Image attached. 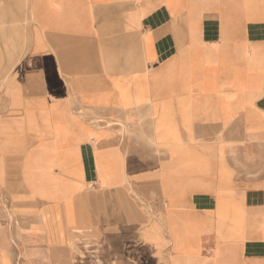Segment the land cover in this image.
Returning <instances> with one entry per match:
<instances>
[{
  "label": "crops",
  "instance_id": "0c3cea01",
  "mask_svg": "<svg viewBox=\"0 0 264 264\" xmlns=\"http://www.w3.org/2000/svg\"><path fill=\"white\" fill-rule=\"evenodd\" d=\"M15 2L0 196L26 228L70 261L116 229L133 264H264V0Z\"/></svg>",
  "mask_w": 264,
  "mask_h": 264
},
{
  "label": "rangeland",
  "instance_id": "374dc122",
  "mask_svg": "<svg viewBox=\"0 0 264 264\" xmlns=\"http://www.w3.org/2000/svg\"><path fill=\"white\" fill-rule=\"evenodd\" d=\"M11 4L14 27V17L17 19L18 5L15 0H11ZM13 50L15 51V46ZM31 220L27 217H17L10 200L0 196V231L8 230L11 247L5 250L8 252V258L12 264H133L131 258L124 252L127 246L125 241H121V239L122 245L117 246L116 229L107 230L101 236L102 252L100 254L91 250L87 254L76 256L74 261H70L63 258L60 252L53 256L44 235L31 233L26 228ZM1 257L2 251H0ZM0 264H2L1 261Z\"/></svg>",
  "mask_w": 264,
  "mask_h": 264
},
{
  "label": "bare ground",
  "instance_id": "6f19581e",
  "mask_svg": "<svg viewBox=\"0 0 264 264\" xmlns=\"http://www.w3.org/2000/svg\"><path fill=\"white\" fill-rule=\"evenodd\" d=\"M78 233V232H77Z\"/></svg>",
  "mask_w": 264,
  "mask_h": 264
}]
</instances>
